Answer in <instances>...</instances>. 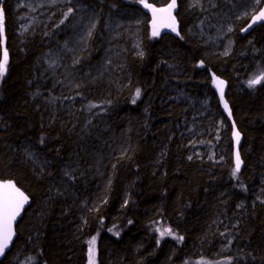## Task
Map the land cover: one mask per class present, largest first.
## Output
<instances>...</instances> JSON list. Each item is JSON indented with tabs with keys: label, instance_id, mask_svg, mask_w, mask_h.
Masks as SVG:
<instances>
[{
	"label": "trees",
	"instance_id": "obj_1",
	"mask_svg": "<svg viewBox=\"0 0 264 264\" xmlns=\"http://www.w3.org/2000/svg\"><path fill=\"white\" fill-rule=\"evenodd\" d=\"M76 1L98 12L101 24L113 13L127 23L141 17L143 56L128 44L123 66L97 73L71 95L72 112L46 119L43 101L34 98L38 66L68 20L22 36L18 0H0V62L8 53L0 77V175L32 198L0 264H88L90 247L96 264H197L219 256L231 238L234 264H264V83L248 87L257 66L264 69V24L244 34L253 14L236 19L233 50L222 55L190 36L197 17L187 0H177L179 35L157 37L141 0ZM146 2L161 7L170 0ZM96 36L79 57L92 55L84 60L90 64L103 62ZM121 47L114 44V52ZM211 72L228 81L227 100L244 137V167L235 175L233 124ZM178 92L211 97V107L178 101ZM200 115L214 142L218 135L226 142L223 162L192 157L198 142L189 145L185 130Z\"/></svg>",
	"mask_w": 264,
	"mask_h": 264
},
{
	"label": "rangeland",
	"instance_id": "obj_2",
	"mask_svg": "<svg viewBox=\"0 0 264 264\" xmlns=\"http://www.w3.org/2000/svg\"><path fill=\"white\" fill-rule=\"evenodd\" d=\"M260 1L187 0V12H192L194 17H197V23L190 29L189 34L196 42L209 47L211 53L229 55L234 46L232 37L234 21L242 16L254 14ZM16 10L19 14L22 36L47 31L55 23H64L65 20H68L64 27L57 30L55 38L47 43L48 50L38 66L39 88L35 92L34 98L43 101L46 119L56 120L65 115L67 110L72 112L75 100L72 101L70 97L74 91L84 89L94 83L99 73H105L109 69L115 73L119 69V65L123 66V53L128 49V44L136 53L142 52L141 17L138 18V21L133 20V24L125 22L113 13L101 24L98 12L89 6L80 5L76 0H18ZM94 34L102 51L103 62L94 61L93 64H90L93 61L87 63L84 60L89 61L93 58L92 55H89L87 59H79V57L88 53L90 39ZM117 43L122 45L120 53L113 50L114 44ZM106 55H110L108 58H111V61H107ZM92 69L93 71H91ZM256 69L252 75L250 74L248 81L264 75L263 68L257 66ZM101 77L104 75L102 74ZM263 83L264 81H261L260 84ZM174 99L178 101L188 99L200 109L201 107L208 109L211 107V97L199 99L194 96L188 97L184 92H178ZM91 115H93V119L99 121L98 126H101L103 117L97 114V111ZM215 115L216 112L211 116ZM196 117L197 120L201 115ZM199 120L194 126L191 125L189 130H185L191 141L189 145L198 142V146H192V157L207 158L214 163L223 162L226 152H228L226 142H223L222 136L218 135L214 138L215 143L212 129L200 126ZM219 125L221 126V124ZM85 129L90 131L91 125L87 124ZM222 142L223 147L218 150V146ZM233 240V238L230 239V244L222 248L221 254L215 259L200 258L197 264H234L229 255ZM94 261L96 264L97 251L95 248Z\"/></svg>",
	"mask_w": 264,
	"mask_h": 264
},
{
	"label": "snow or ice",
	"instance_id": "obj_3",
	"mask_svg": "<svg viewBox=\"0 0 264 264\" xmlns=\"http://www.w3.org/2000/svg\"><path fill=\"white\" fill-rule=\"evenodd\" d=\"M145 8H148L153 13V21H152V35L153 37H157L160 35L159 26L167 27L172 32L177 31V22L175 16L172 15V10L176 7V0H172L167 8L156 9L151 4L147 3L146 0H141ZM157 13H160V16H157ZM257 20H264V10H261L258 15L253 17V23ZM159 25V26H158ZM251 27V25H249ZM3 32V12L0 10V34ZM143 56V53H140ZM8 61V53L5 50L3 55V61L0 62V77H3L6 73V66ZM215 79V77H214ZM264 81V75H261L257 78H254L248 81V87L253 88ZM223 84L222 80L217 81V87L220 91L221 100H223ZM140 91L139 89L136 92V96L139 97ZM135 103V100L133 101ZM225 109H228V105L225 102ZM230 115V113H229ZM237 144L239 143L240 134L239 132L234 133ZM191 159V157H189ZM240 157L239 153L236 155V167L234 169L233 175L240 171ZM28 197L11 181L6 183H0V255L4 254L5 249L8 247L9 242L12 239L13 231H12V223L19 215L23 205L27 202ZM169 235H171V230H165ZM164 235V232L161 233ZM179 239H183V237H179ZM91 245L94 246L95 240L93 239L90 242ZM89 264H95L94 261V247L89 248Z\"/></svg>",
	"mask_w": 264,
	"mask_h": 264
},
{
	"label": "water",
	"instance_id": "obj_4",
	"mask_svg": "<svg viewBox=\"0 0 264 264\" xmlns=\"http://www.w3.org/2000/svg\"><path fill=\"white\" fill-rule=\"evenodd\" d=\"M170 3H172V0L168 4H166L164 6H161V7H155V6H153V7L156 8V9L167 8V6ZM261 10H264V5L253 15V17L256 16V15H258ZM147 11H148V14H149L150 23L152 25L153 13H152V11L150 9H147ZM160 15H161L160 13H157V16H160ZM172 15L175 16L176 22H177V25H178V21H177V0H176V7L172 10ZM253 17L251 18V21L249 22V24L247 25V27L244 29V31H243L244 34H248L256 26H260V25L264 24V20H257L255 23H253ZM249 25H251V27H249ZM159 31H160V33L171 32V30L169 28L162 27V26H159ZM214 77H215V79H214ZM211 80H212V83H211L212 88L214 89V91L216 92V94L218 96V99H219V101L221 103L223 112L226 114V116L229 118V120L233 124L234 157H235V162H236V155H237V153H239V157H240V161H241V165H240V171H241L243 169V167H244V161H243V158H242V155H241V146H242L244 137H243V134L239 130V128H238V126H237V124H236V122L234 120L232 108H231V106H230V104H229V102L227 100V92H228V85L229 84H228V81L226 79H224L223 77L217 75L215 72H211ZM219 80H222L224 82V84H223V100H221L220 91H219V89L217 87V81H219ZM225 102L228 105V109L227 110L224 107ZM229 113H230V115H229ZM235 132H239V134H240V139H239V143L238 144L236 142V138H235V135H234ZM9 181H11L12 183H14L16 185V187H18L28 197V200L23 205V207H22L19 215L16 217V219L12 223V231H13L12 239L9 242L8 247L5 249L4 254L3 255H0V261H2L3 259H5L6 256H7V254L12 250V247L15 244V242L17 240V237H18V231H17L18 225H19L20 221L22 220V218L24 217L27 208L32 203V198L28 195V193L24 189H22L16 183L15 180H3L1 178V175H0V183H6V182H9Z\"/></svg>",
	"mask_w": 264,
	"mask_h": 264
},
{
	"label": "flooded vegetation",
	"instance_id": "obj_5",
	"mask_svg": "<svg viewBox=\"0 0 264 264\" xmlns=\"http://www.w3.org/2000/svg\"><path fill=\"white\" fill-rule=\"evenodd\" d=\"M170 1H171V0H170ZM260 4H261V3H260ZM263 5H264V4H262V5H259V7H258V8H261ZM256 12H257V11H255V13H256ZM255 13H254V14H255ZM254 14H253V15H254ZM253 15H252V17H253ZM250 21H251V19H250ZM250 21H249V22H250Z\"/></svg>",
	"mask_w": 264,
	"mask_h": 264
},
{
	"label": "bare ground",
	"instance_id": "obj_6",
	"mask_svg": "<svg viewBox=\"0 0 264 264\" xmlns=\"http://www.w3.org/2000/svg\"><path fill=\"white\" fill-rule=\"evenodd\" d=\"M239 19V18H238Z\"/></svg>",
	"mask_w": 264,
	"mask_h": 264
}]
</instances>
